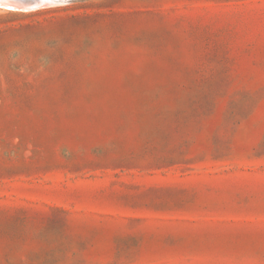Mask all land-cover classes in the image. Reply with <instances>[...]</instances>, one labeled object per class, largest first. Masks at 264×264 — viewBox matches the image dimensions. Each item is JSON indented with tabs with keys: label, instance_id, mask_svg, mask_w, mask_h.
<instances>
[{
	"label": "rangeland",
	"instance_id": "374dc122",
	"mask_svg": "<svg viewBox=\"0 0 264 264\" xmlns=\"http://www.w3.org/2000/svg\"><path fill=\"white\" fill-rule=\"evenodd\" d=\"M5 1L0 264H264V0Z\"/></svg>",
	"mask_w": 264,
	"mask_h": 264
},
{
	"label": "bare ground",
	"instance_id": "6f19581e",
	"mask_svg": "<svg viewBox=\"0 0 264 264\" xmlns=\"http://www.w3.org/2000/svg\"><path fill=\"white\" fill-rule=\"evenodd\" d=\"M3 1H5V0H3ZM7 1H8V0H7ZM7 1H5V2H7ZM38 1H40V3H43V2L45 1V2H46V5H47V3H49V2H48L49 0H38ZM52 1H53V0H52ZM50 2H51V1H50ZM53 2H54V1H53ZM10 3H11V2H10ZM29 3H30V2H29ZM29 3H28V4H29ZM15 4H18V3L16 2ZM35 4H36V3H35ZM49 4H50V3H49ZM4 5H5V4H4ZM6 5H8V4H6ZM18 5H19V4H18ZM0 6H1V4H0ZM15 6L17 7V5H15ZM31 6H32V5H31ZM43 6H44V5H43ZM1 7H2V6H1ZM8 7H11V8L13 7V9L16 8V7L14 8V5H12V6L9 5ZM20 7H21V6H20ZM26 7H27V6H26ZM33 7H34V6H33ZM35 7H36V6H35ZM4 8H5V7H4ZM24 8H25V7H24ZM17 9L19 10V8H17ZM17 9H16V10H17ZM20 9H21V8H20ZM26 9H27V8H26ZM26 9H25V11H26ZM33 9H34V8H33ZM27 10H28V9H27ZM29 10H30V8H29ZM31 10H32V9H31Z\"/></svg>",
	"mask_w": 264,
	"mask_h": 264
},
{
	"label": "water",
	"instance_id": "95a60500",
	"mask_svg": "<svg viewBox=\"0 0 264 264\" xmlns=\"http://www.w3.org/2000/svg\"><path fill=\"white\" fill-rule=\"evenodd\" d=\"M19 1V0H17ZM21 2H24V3H27V2H30V3H36L38 0H20Z\"/></svg>",
	"mask_w": 264,
	"mask_h": 264
}]
</instances>
